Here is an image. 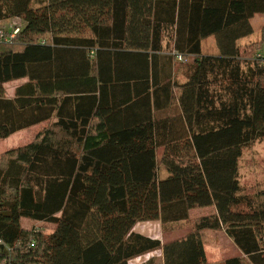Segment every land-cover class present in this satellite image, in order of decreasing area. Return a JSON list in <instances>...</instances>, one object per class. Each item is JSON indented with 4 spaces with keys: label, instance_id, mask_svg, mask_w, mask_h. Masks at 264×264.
<instances>
[{
    "label": "trees",
    "instance_id": "16d2710c",
    "mask_svg": "<svg viewBox=\"0 0 264 264\" xmlns=\"http://www.w3.org/2000/svg\"><path fill=\"white\" fill-rule=\"evenodd\" d=\"M260 15L264 0H0V22L23 23L0 40V140L45 125L0 157V264H208L207 230L244 254L224 264H264V192L240 175L264 142V64L239 44ZM149 221L193 230L163 245L133 231Z\"/></svg>",
    "mask_w": 264,
    "mask_h": 264
},
{
    "label": "rangeland",
    "instance_id": "374dc122",
    "mask_svg": "<svg viewBox=\"0 0 264 264\" xmlns=\"http://www.w3.org/2000/svg\"><path fill=\"white\" fill-rule=\"evenodd\" d=\"M22 21L20 19H12L9 21L0 22V40H11L17 35L16 30L21 27ZM264 26V15L257 16L253 20L254 34L248 38H245L239 42L242 50L245 53H250V58L252 60H262L264 64V44L262 30ZM48 39V37L46 38ZM262 42V43H261ZM259 44L255 46L256 44ZM254 45V47H253ZM202 53L204 55H217L219 54L217 44L214 37H210L202 42ZM260 57V58H259ZM182 63L181 60H178ZM177 73L181 81L184 80L183 71L178 68ZM23 81L12 82L6 85V93L9 97L14 95L17 86L21 85ZM45 125H40L29 130L19 132L6 140H0V157H2L8 150L23 146L35 139L39 131L43 130ZM160 155L162 150L159 151ZM240 175L242 185L249 191H255L254 193L264 192V142H257L254 145L246 148L243 152V156L240 161ZM162 177H166L164 171L161 172ZM264 200V196H261ZM210 209L196 210L193 211V216L209 213ZM25 228L27 229H38L45 231L49 234L54 229L53 226L49 224L42 223H31L27 220L23 222ZM223 241L222 243H226Z\"/></svg>",
    "mask_w": 264,
    "mask_h": 264
},
{
    "label": "crops",
    "instance_id": "0c3cea01",
    "mask_svg": "<svg viewBox=\"0 0 264 264\" xmlns=\"http://www.w3.org/2000/svg\"><path fill=\"white\" fill-rule=\"evenodd\" d=\"M192 214L193 212L190 214L191 218L206 215V213L195 216ZM192 230L193 228L190 222L174 223L167 225V228H164L161 221L139 222L133 229L135 233L154 240H158L163 245L186 240ZM201 237L203 240L208 264H224L228 259L244 256L242 251L235 245V243L227 236L224 231H203L201 232ZM224 240L227 242L222 243ZM192 253L193 250L190 251V249L187 251V253H185L183 250H180L178 251L175 258L178 261H183L185 257L191 259L194 256ZM152 258L163 260V251H156L131 260L129 264H145Z\"/></svg>",
    "mask_w": 264,
    "mask_h": 264
},
{
    "label": "built area",
    "instance_id": "2783aa9c",
    "mask_svg": "<svg viewBox=\"0 0 264 264\" xmlns=\"http://www.w3.org/2000/svg\"><path fill=\"white\" fill-rule=\"evenodd\" d=\"M19 32H20V30H19V29H17V30H16V33L18 34Z\"/></svg>",
    "mask_w": 264,
    "mask_h": 264
}]
</instances>
